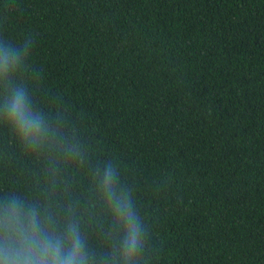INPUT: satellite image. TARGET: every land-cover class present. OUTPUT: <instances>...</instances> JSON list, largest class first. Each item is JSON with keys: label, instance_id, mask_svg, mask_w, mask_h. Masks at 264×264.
<instances>
[{"label": "trees", "instance_id": "16d2710c", "mask_svg": "<svg viewBox=\"0 0 264 264\" xmlns=\"http://www.w3.org/2000/svg\"><path fill=\"white\" fill-rule=\"evenodd\" d=\"M12 200L78 226L86 264H264V0H0V215Z\"/></svg>", "mask_w": 264, "mask_h": 264}, {"label": "clouds", "instance_id": "9594fccd", "mask_svg": "<svg viewBox=\"0 0 264 264\" xmlns=\"http://www.w3.org/2000/svg\"><path fill=\"white\" fill-rule=\"evenodd\" d=\"M6 112L8 121L21 139L35 147L43 126L41 119L30 111L22 90L12 94L6 104ZM111 182L112 174L106 172L105 187ZM105 196L127 224L128 235L124 240L122 255L130 260L139 247V229L125 197L114 200L110 189ZM66 231L67 236L55 235L49 231L48 219L40 212L34 208L25 210L16 200H12L0 215V264H86L78 226L70 224Z\"/></svg>", "mask_w": 264, "mask_h": 264}]
</instances>
